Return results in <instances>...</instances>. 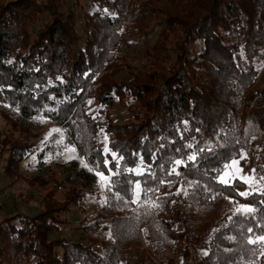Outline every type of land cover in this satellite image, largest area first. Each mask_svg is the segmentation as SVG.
<instances>
[{
    "label": "trees",
    "instance_id": "1",
    "mask_svg": "<svg viewBox=\"0 0 264 264\" xmlns=\"http://www.w3.org/2000/svg\"><path fill=\"white\" fill-rule=\"evenodd\" d=\"M83 4L84 17L73 0H0V114L27 138L3 136L0 161L6 155L5 177L33 155L42 163L52 144L28 140L47 120L63 131L59 148L110 172L108 202L78 220L89 235L77 239L51 236L54 212L13 214L0 264H264V191L243 197L244 182L219 181L239 159L264 184V89L254 65L264 57V0ZM150 28L162 39L149 51L153 64L125 75L127 43ZM238 200L252 211L234 213Z\"/></svg>",
    "mask_w": 264,
    "mask_h": 264
},
{
    "label": "rangeland",
    "instance_id": "2",
    "mask_svg": "<svg viewBox=\"0 0 264 264\" xmlns=\"http://www.w3.org/2000/svg\"><path fill=\"white\" fill-rule=\"evenodd\" d=\"M73 1L78 4L77 10L81 11L84 17L87 7L83 4V7L79 8L83 0ZM82 21L83 19L79 17V26ZM153 29L150 28L141 34L142 36L138 35L133 40H128L130 42L127 43L125 50L127 55L125 75L130 72H144L149 69L150 64H153L149 51L155 44L158 46L161 39L159 31ZM160 52L164 57L162 49ZM254 65L259 69L257 89L262 90L264 89V57L258 55L254 59ZM86 109L90 115H94L97 109L96 103L88 101ZM113 110L117 114V119L122 121L125 117L124 105L116 101ZM39 122L42 127L39 138L28 141L38 142L40 148L52 144V151L42 159V163L33 155L22 164L20 173H10L5 177L3 168L6 155L0 161V221L5 223L0 224V233L4 230L7 220L14 216L13 214L40 216L43 213L54 212L53 215L59 219V228L51 236L67 240L77 239L79 234L87 237L88 232L81 230V222L78 223V220L85 222L97 213L99 208L106 206L110 172L95 171L73 146L59 148L64 138L62 129L44 119H40ZM54 129L59 131H53ZM17 131L13 132L10 124L0 114V141L7 134L9 142L10 140L26 142L25 135ZM236 161L238 163L235 165L229 163L230 166L220 175L219 181L221 182L222 178L224 182L221 183L224 184L231 183L234 179L244 182L247 188L240 193L264 191V184L256 183L251 177L248 163L241 164L239 159ZM248 209L251 208L246 202L238 200L234 206V213L248 212ZM104 225L102 235L109 236L107 221Z\"/></svg>",
    "mask_w": 264,
    "mask_h": 264
},
{
    "label": "snow or ice",
    "instance_id": "3",
    "mask_svg": "<svg viewBox=\"0 0 264 264\" xmlns=\"http://www.w3.org/2000/svg\"><path fill=\"white\" fill-rule=\"evenodd\" d=\"M89 103H91V102H89ZM53 131H59V130L58 129H54ZM105 151L107 152L108 149H105ZM113 156H115V153H113ZM189 159H194V157H189ZM180 163H181V161H179V160L176 161V164H180ZM237 163H238V161H236V160L231 161L232 165H235ZM229 166L230 165H226V167H229ZM262 179H264V177H262ZM221 182H224L222 178H221ZM245 182H247V181L245 180ZM136 188L137 189L140 188V184L139 183L136 184ZM248 194L249 193H247V192L239 193V195H241V196H247ZM248 210L252 211V209H248ZM249 231H251V229H249ZM257 239L260 240V241H264V236L257 237ZM249 243H256V240H250Z\"/></svg>",
    "mask_w": 264,
    "mask_h": 264
}]
</instances>
